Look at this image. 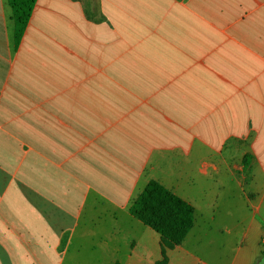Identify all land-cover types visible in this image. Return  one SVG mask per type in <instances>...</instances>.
Returning <instances> with one entry per match:
<instances>
[{
  "label": "crops",
  "instance_id": "0c3cea01",
  "mask_svg": "<svg viewBox=\"0 0 264 264\" xmlns=\"http://www.w3.org/2000/svg\"><path fill=\"white\" fill-rule=\"evenodd\" d=\"M151 181L167 264L264 261V0H0V264H156Z\"/></svg>",
  "mask_w": 264,
  "mask_h": 264
},
{
  "label": "trees",
  "instance_id": "16d2710c",
  "mask_svg": "<svg viewBox=\"0 0 264 264\" xmlns=\"http://www.w3.org/2000/svg\"><path fill=\"white\" fill-rule=\"evenodd\" d=\"M8 1L13 10L18 40L28 23L36 0ZM129 211L159 236L162 258L156 264H167V252L184 241L194 221L193 208L154 181L149 182L132 200Z\"/></svg>",
  "mask_w": 264,
  "mask_h": 264
},
{
  "label": "rangeland",
  "instance_id": "374dc122",
  "mask_svg": "<svg viewBox=\"0 0 264 264\" xmlns=\"http://www.w3.org/2000/svg\"><path fill=\"white\" fill-rule=\"evenodd\" d=\"M261 264H264V261H262Z\"/></svg>",
  "mask_w": 264,
  "mask_h": 264
}]
</instances>
